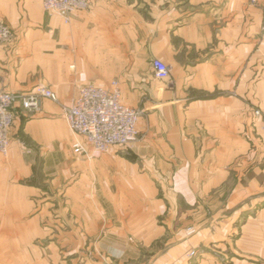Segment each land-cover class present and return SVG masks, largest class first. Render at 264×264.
<instances>
[{"label":"crops","instance_id":"0c3cea01","mask_svg":"<svg viewBox=\"0 0 264 264\" xmlns=\"http://www.w3.org/2000/svg\"><path fill=\"white\" fill-rule=\"evenodd\" d=\"M0 21L13 32L0 90L58 96L15 107L0 264H264V0H92L69 22L42 0H0ZM113 81L143 111L139 135L97 152L63 106Z\"/></svg>","mask_w":264,"mask_h":264},{"label":"built area","instance_id":"2783aa9c","mask_svg":"<svg viewBox=\"0 0 264 264\" xmlns=\"http://www.w3.org/2000/svg\"><path fill=\"white\" fill-rule=\"evenodd\" d=\"M91 2L92 0H42L48 14L60 16L66 22L71 20L73 14L88 10ZM12 37V29L0 21V44L9 42ZM152 65L156 78L161 80L169 78L171 68L167 63L155 58ZM46 98L58 101L55 91L44 84L21 93L0 90V153L2 155H9L10 130L16 116V105L19 104L24 110L35 113L41 109L42 102ZM63 108L70 130L82 137L97 152H108L114 146H129L139 135L138 120L143 111L123 103L117 81H113L109 87L86 84L80 88L73 102L64 105ZM254 114L261 119L264 128V112L256 109ZM74 151L89 155V151L80 140L74 143ZM197 254V250L193 249L189 253V258H195Z\"/></svg>","mask_w":264,"mask_h":264},{"label":"rangeland","instance_id":"374dc122","mask_svg":"<svg viewBox=\"0 0 264 264\" xmlns=\"http://www.w3.org/2000/svg\"><path fill=\"white\" fill-rule=\"evenodd\" d=\"M1 154V153H0ZM2 155V154H1ZM2 157H4V158H8L9 157V155L8 156H4V155H2ZM11 248H7V254H12V253H10V250ZM191 250H193V249H191ZM190 250V251H191ZM195 250H197V256L195 257V258H197L199 255H201V254H204L205 252H207V250L205 249V250H202V249H195ZM190 251H189V253H190ZM208 251H211V250H208ZM212 252H213V254H215V255H217V256H221V257H223V256H225V257H227L226 255H229V254H231V253H229L228 252V248H224V250L222 249V247H220V248H214V250H212ZM194 258V259H195ZM227 259H225V261H226ZM222 261H224V259H222ZM108 264H110V263H108Z\"/></svg>","mask_w":264,"mask_h":264}]
</instances>
